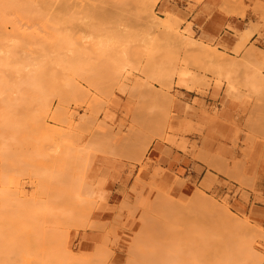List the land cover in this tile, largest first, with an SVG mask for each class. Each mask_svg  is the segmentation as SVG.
<instances>
[{
  "label": "rangeland",
  "instance_id": "obj_1",
  "mask_svg": "<svg viewBox=\"0 0 264 264\" xmlns=\"http://www.w3.org/2000/svg\"><path fill=\"white\" fill-rule=\"evenodd\" d=\"M1 1L5 2L2 12L6 23L4 29L1 27L4 35H0L13 38L10 42L0 37V43L7 41L13 48L26 38L13 48V61L7 66L11 68L1 70L10 78L56 80L61 93L49 94L46 103L36 94L39 103H34L35 95L27 92L9 93L2 96L7 99L4 103L0 100V113L12 114V110L18 123H23L14 134L0 135V145L6 146L5 158L0 159V264H132L136 256L130 254L136 252V244L142 253H136L141 256L136 257L140 258L138 264H158L150 259L156 248L162 251L158 254L170 253L163 254L165 261L161 254L153 255L157 254L162 264H214L219 262L215 258L220 259L218 264H236L238 259L241 264H264V85L256 84L260 75L264 80V0H220L221 10L239 17L245 13L252 16L246 17L241 30L226 24L233 32L232 46L219 37H196L194 22L186 19L188 15H178L182 10L177 0H157L154 4L153 0H85L84 4H79L82 0ZM59 1L64 2L58 5ZM186 1L185 13H191L202 0ZM87 2L94 6L89 4L90 8ZM153 17L159 26L152 25ZM160 17L169 19L167 23L172 21L171 26L161 29L164 20ZM160 31H167L168 36ZM188 40L187 47L188 43H183ZM196 42L219 57L216 64L214 57L204 55L208 54L206 49L199 53L198 47L193 48ZM191 44L194 50H189ZM225 62L238 64L228 68ZM182 72L185 76L178 75ZM255 75H259L258 82ZM25 95H29L28 100ZM110 146L111 152H105ZM196 197L200 200L194 201ZM164 199L176 203L175 207L170 201L169 213L161 208ZM187 204H192L188 210L197 204V211H189L191 220L186 218ZM225 205L235 215H227L226 220L220 216ZM209 217L215 223L207 222L206 226L203 219ZM239 218L248 221L243 225L250 224L254 227L249 229L260 232L255 229L257 234H253L248 229L249 236L246 231L240 236L235 230L245 226ZM166 226L174 231L165 230ZM227 240L234 246H228ZM131 241L136 243L134 247ZM238 244L248 258L237 255ZM248 250L259 255L253 257L254 262ZM97 252L103 256L99 258Z\"/></svg>",
  "mask_w": 264,
  "mask_h": 264
},
{
  "label": "bare ground",
  "instance_id": "obj_2",
  "mask_svg": "<svg viewBox=\"0 0 264 264\" xmlns=\"http://www.w3.org/2000/svg\"><path fill=\"white\" fill-rule=\"evenodd\" d=\"M36 1H37V0H36ZM50 1H51V0H50ZM50 1H49V2H50ZM72 1H76V0H72ZM72 1H71V2H72ZM77 1H78V0H77ZM79 1H81V0H79ZM83 1L86 2V1H88V0H86V1H85V0H82V1H81L82 3L79 2V4H84ZM89 1H90V0H89ZM101 1H102V0H101ZM101 1H100V2H101ZM148 1H150V0H148ZM156 1H157V0H153V4H154ZM11 2H12V1H11ZM51 2H52V3H55V2H53V1H51ZM62 2H64V1H62ZM62 2L59 1V4H58V5H60V3H62ZM69 2H70V0H69ZM93 2H95V1H93ZM96 2H97V1H96ZM98 2H99V1H98ZM100 2H99V4H100ZM115 2H116V0H115ZM124 2H125V1H124ZM133 2H134V0H133ZM150 2H151V1H150ZM1 3H2V1L0 2V33L3 34V33H2L3 31L1 32V30H2L1 27L4 29V27H5L4 25H5V23H6V19H5V17H4V13L2 12V9H3V7H5V5H3V4H5V2H3L2 4H1ZM13 3H14V2H13ZM16 3H17V2H16ZM37 3H38V2H37ZM40 3H41V2H40ZM40 3H39V4H40ZM45 3H46V1H45ZM45 3H43V4H45ZM87 3H88V6H90V8H91V5L94 6V5H93L94 3L91 4L92 2H87ZM87 3H86V4H87ZM101 3H103V2H101ZM106 3H107V2H106ZM117 3H118V2H117ZM129 3H130V2H129ZM129 3H128V5H129ZM131 3H132V2H131ZM134 3H135V2H134ZM136 3H137V5H139V4H138V1H136ZM140 3H141V2H140ZM143 3H144V1H143ZM143 3H141L140 6L143 7V5L145 4V3H144V4H143ZM147 3H149V2H147ZM6 4H8V3H6ZM29 4H30V3H29ZM32 4H34V3H32ZM48 4H49V3H48ZM73 4H74V3H73ZM79 4H78V5H79ZM86 4H85L84 6H86ZM89 4H91V5H89ZM99 4H98V5H99ZM109 4H110V3H109ZM112 4H113V2H112ZM142 4H143V5H142ZM40 5H42V3H41ZM51 5H53V4H51ZM116 5H117V4H116ZM137 5H136V6H137ZM9 6H10V4H9ZM32 6H33V5H32ZM36 6H37V5H36ZM69 6H70V4H69ZM95 6H96V5H95ZM109 6H110V5H109ZM131 6H132V4H131ZM145 6L148 7V4L145 5ZM149 6H152V3H151V5H149ZM153 6H154V5H153ZM153 6H152V7H153ZM52 7H53V6H52ZM54 7H55V6H54ZM61 7H62V5H61ZM70 7H71V6H70ZM76 7H77V6H76ZM116 7H117V6H116ZM116 7H115V8H116ZM120 7H121V6H120ZM120 7H119V8H120ZM126 7L128 8V6H125V8H126ZM152 7H149V8L151 9ZM24 8H25V7H24ZM34 8H35V7H34ZM36 8H37V7H36ZM73 8H74V7H73ZM73 8H72V9H73ZM94 8H95V7H94ZM97 8H99V6L96 7L95 9H97ZM101 8H102V6H101ZM101 8H100V9H101ZM110 8H112V6H110ZM115 8H114V11H115ZM133 8H134V7H133ZM140 8H141V7H140ZM140 8H139V9H140ZM6 9H8V8H6ZM6 9H5V10H6ZM48 9H49V8H48ZM69 9H70V8H69ZM72 9H71V10H72ZM75 9H76V8H75ZM75 9H73V10H75ZM77 9H78V10H79V9L81 10V8H77ZM84 9H85V8H84ZM86 9H87L88 11H90V13H91V9H90V10H89L88 8H86ZM86 9H85V10H86ZM116 9H118V8H116ZM121 9H122V8H120V10H121ZM139 9H138V10H139ZM141 9H142V8H141ZM143 9H144V8H143ZM143 9H142V10H143ZM20 10H21V9H20ZM25 10H26V9H25ZM25 10H24V11H25ZM29 10H30V9H29ZM33 10H34V9H33ZM45 10H46V9H45ZM50 10H51V9H50ZM56 10H57V9H56ZM56 10H54V11H56ZM61 10H62V9H61ZM66 10H67V8H66ZM80 10H79V11H80ZM107 10H109V9H107ZM118 10H119V9H118ZM118 10H117V11H118ZM124 10H125V9H124ZM126 10H128V9H126ZM142 10H140V11H141V12H143V11L145 12V11H146V10H143V11H142ZM148 10H149V9H148ZM14 11H15V9H14ZM31 11H32V10H31ZM54 11H53V13H54ZM92 11H93V10H92ZM99 11H100V10H99ZM111 11H112V9H111ZM128 11H130V10H128ZM128 11H127V12H128ZM140 11H139V12H140ZM150 11H152V9H151ZM7 12H8V11H7ZM7 12H6V13H7ZM22 12H23V11H22ZM33 12H34V11H33ZM37 12H38V10H37ZM47 12H48V11H47ZM47 12H46V13H47ZM73 12H74V11H73ZM75 12H77V11H75ZM86 12H87V11H86ZM93 12H94V11H93ZM109 12H110V11H109ZM122 12H123V11H122ZM125 12H126V11H125ZM132 12H133V11H132ZM144 12H143V13H144ZM17 13H19V12H17ZM41 13H42V12H41ZM81 13H84V11L81 12ZM119 13H121V11H120ZM123 13H124V12H123ZM20 14H21V12H20ZM36 14H37V13H36ZM47 15H48V14H47ZM47 15H46V16H47ZM151 15H152V12H151ZM168 16H169V15H168ZM166 17H167V16H166ZM160 18H161V17H160ZM160 18H159V20H158V19H156V20H158V21L160 22ZM168 18H170V16H169ZM162 19H163V18H161V21H162ZM172 19H173V18H172ZM150 20H151V19H150ZM150 20H148V21H150ZM154 20H155V19H154V17H153V19L151 20V22H153L152 25H153V26L155 25V27H156V26L158 25V23L156 24V22H155ZM163 20H164V21L167 20V21H166V22H164V21L160 22V26H161V24L163 23L162 26H161V29H162V27H165V25H167V24H168V25L170 24V26H171V22H172V21L169 22V23H167L169 19H163ZM173 20H174V19H173ZM148 21H147V22H148ZM158 21H157V22H158ZM174 21H175V20H174ZM174 21H173L172 24H173V26L175 27ZM154 22H155V24H154ZM148 24L150 25L151 23L149 22ZM145 25H146V24H145ZM152 25H151V26H152ZM168 25H167V26H168ZM158 26H159V25H158ZM167 26H166V27H167ZM149 27H150V26H149ZM168 27H169V26H168ZM152 28H153V27H152ZM152 28H151L150 30H152ZM147 29H148V28H147ZM154 29H155V28H154ZM156 29H157V28H156ZM168 29H169V28H168ZM168 29L165 28V30H168ZM171 29L173 30V28H171ZM171 29H170V30H171ZM177 29H178V28H177ZM172 30H171V33H172ZM4 31H5V30H4ZM152 31H153V30H152ZM174 31H175V32H174ZM174 31H173V32H174L173 34H176V33H177V32H176L177 30H174ZM149 32H150V31H149ZM163 32H164L165 34H164ZM163 32L160 31L159 33H160V34L162 33V36H163V34H164V37H165V36L167 37L168 35H166V33L168 34L169 30H168V32H167V31H163ZM169 33H170V32H169ZM3 35H4V34H3ZM3 35H0V37H3ZM11 36H12V35H11ZM11 36L7 37V35H6V36H4V37L1 38V39L3 40L5 37H7V38L10 39V42H11V38H13V37H11ZM170 36H171V35H170ZM172 36H173V35H172ZM172 36H171V37H172ZM177 36H178V34H176L175 37H177ZM19 37H20V36H19ZM183 37H184V36H183ZM7 38H6V39H7ZM20 38H21V37H20ZM181 38H182V36H181ZM16 39H17V38H16ZM24 39H26V38H23V40H24ZM169 39H170V38H169ZM173 39H174V37H173ZM17 40H18V39H17ZM23 40L21 41V43L23 42ZM185 40H187V39L185 38ZM14 41H16V40H14ZM18 41H19V40H18ZM173 41H174V40H173ZM179 41H180V40H179ZM179 41L175 40V42H179ZM190 41L192 42L193 40H190ZM16 42H17V41H16ZM16 42H15V43H16ZM19 42H20V41H19ZM19 42H18L17 45L21 44V43H19ZM193 42H194V41H193ZM5 43H7V41H6V42L4 41V43H0V44H4V45H6V49H3L5 46L2 47V45H0V48L2 47V48H1V51H0V52H1L0 54H2V52L4 51V54H3V55H0V95H1L0 97H1V98H2V96H4V95L8 96L9 93H10L9 95H11V93H15V94H16V93H17V94H18V93H20V94H21V93H24V94H27V93H28V94H31V95H33V94H34V95H35V94L38 95L39 97H41V98L43 99V100H42V99H41V100H42L44 103H46V97H47L49 94L57 92L58 95H59V94L61 93V92H60L61 90H60V88L58 87V82H57L56 80H47V79H43V78H42V79H40V78H39V79H35V78H18V79H17V78H10V77H11L10 75L7 76L5 73H3V71L1 70V68H5V67H7L8 65H10V64L12 63V61H13V57H14V56H13V53H14V52H13V48H14V47H15V48L17 47V45H14L13 48H12V47L9 46V43H7L8 45L5 44ZM26 43H27V42H26ZM180 43H182V41H180ZM187 43H188V45H187V47H188V46H189V40H188V42H186V43L184 42L183 44H187ZM197 43H198V44H197ZM11 44H12V43H11ZM11 44H10V45H11ZM28 44H30V43H28ZM183 44H182V45H183ZM192 44H193V43H192ZM192 44H191V48H192ZM195 44H196V45H195ZM22 45H23V44H22ZM197 45H200V46H197ZM7 46H8V48H7ZM184 46H186V45H184ZM193 46H194V47H193L194 49H196L197 47L199 48V49L197 48V50H198L197 52H199V53H202V52L207 48V47H206V48L204 47V49H202L203 46H201V44H199V42L194 43ZM22 47H23V46H22ZM182 47H183V46H182ZM187 47H186L185 49H188ZM195 47H196V48H195ZM15 48H14V49H15ZM23 48H24V47H23ZM191 48H189V50H194L193 48H192V49H191ZM209 49L211 50L212 48H209ZM213 49H214V48H213ZM213 49H212V50H213ZM252 49H253V48H252ZM254 49H255V48H254ZM15 50H16V49H15ZM199 50H200V51H199ZM195 51H196V50H195ZM201 51H202V52H201ZM205 51L208 52V54H204V53H203L205 56H206V55H209L211 52H213V51H211V52L209 53V51H208L207 49H206ZM214 51H215V49H214ZM207 52H206V53H207ZM216 52H218V51H216ZM256 52H257V51H256ZM220 53L222 54V52H220ZM220 53L218 52V54H220ZM14 54H15V53H14ZM203 54H202V55H203ZM253 54H255V53H253ZM210 55H211L212 57H214V61H216V62H215V64H216V63H217V59H219V57H218V58H215V56H213L212 54H210ZM214 55H215V54H214ZM250 55H251V54H250ZM12 56H13V57H12ZM205 56H204V57H205ZM219 56H220V55H219ZM247 56H248V55H247ZM252 56H253V55H252ZM256 56H257V55H256ZM263 56H264V55H262V58H263ZM208 57H209V56H208ZM212 57H211V62L214 63V61H212ZM216 57H217V56H216ZM206 58H207V57H206ZM262 58H261V56H260V59H262ZM229 59H230V58H229ZM256 59H257V58H256ZM221 61H222V60H221ZM229 61H230V60H229ZM219 62H220V61H219ZM226 62H227V61H226ZM226 62H225V63H226ZM234 62H235V61H234ZM234 62H233V63H234ZM255 62H256V61H255ZM258 62H259V61H258ZM258 62H257V63H258ZM220 63H221V65H223L222 62H220ZM220 63H219V66H220ZM227 63H228V62H227ZM227 63H226L225 66H228V68H230V66L233 68V65L235 66V65L238 64L237 62H236L237 64H233V63L231 64V63H229V64H230V66H229V64H227ZM259 63H260V62H259ZM260 64H261V63H260ZM124 66H125V65H124ZM7 68H8V67H7ZM9 68H11V67H9ZM9 68H8V69H9ZM123 68H124V67H123ZM167 68H168V67H167ZM12 69H13V68H12ZM10 70H11V69H10ZM164 70H165V69H164ZM18 71H20V69H16V70L14 69L13 72H18ZM122 71H123V69H122ZM165 72L168 74V72H167L166 70H165ZM165 72L163 71L162 73H163L164 75H167ZM175 73H176V72H175ZM11 74H12V73H11ZM163 74H162V76H163ZM176 74H177V73H176ZM185 74H186V72H182V74H178V75H180V76H185ZM256 74H259V73H257V71H256ZM178 75H177V76H178ZM194 75H195V74H194ZM259 75H260V74H259ZM259 75H255V76H254V78L256 77V78H255L256 82H258V81H259V82L256 83L255 80H254V82H255L256 84H258V85H259V84H260V85H262V84L264 85V80L262 79L261 75H260V76H259ZM6 76H7V77H6ZM9 76H10V77H9ZM258 76L260 77V79L262 80V82L260 81L259 78H258L259 80L257 81V77H258ZM188 77H191V76L189 75ZM200 77H201V76H200ZM200 77L197 76L198 79H200ZM201 78H202V77H201ZM191 79H192V78H191ZM200 80H202V79H200ZM204 80H205V79H204ZM201 82H202V81H201ZM228 82H229V81H228ZM229 83H230V82H229ZM261 83H262V84H261ZM190 84H191V83H190ZM232 85H234V84H232ZM234 86H235V85H234ZM191 87H192V86H191ZM227 89H228V88H227ZM233 89H234V87H233ZM233 91H234V90H233ZM26 92H27V93H26ZM234 92H236V89H235ZM237 93H238V92H237ZM237 93H235V95H236ZM20 94H19V95H20ZM55 94H56V93H55ZM233 94H234V93H233ZM22 95H23V94H22ZM22 95H20V96H22ZM36 95H35V101L33 100L34 103H37V102L39 101L38 98H37L38 101L36 100V97H37ZM231 95H232V93H231ZM28 96H29V95H27V96L25 95V97L27 98V100H28ZM237 96H238V94H237ZM239 96H240V95H239ZM32 97H34V96H32ZM60 97H61V96H60ZM1 98H0V100H1V102H2L3 98H2V99H1ZM29 98H30V97H29ZM4 100H7V99L4 97ZM4 100H3V101H4ZM9 100H10V101H14V100H11V99H9ZM18 100H19V99H18ZM18 100L15 101L17 104L20 103V101L18 102ZM25 100H26V99H25ZM25 100H24V101H25ZM169 100H170V99H169ZM29 101L31 102V100H29ZM5 102H6V101H5ZM21 102H22V101H21ZM26 102H27V101H26ZM169 102H170V101H169ZM2 103H4V102H2ZM38 103H39V102H38ZM40 103L42 104V102H40ZM44 103H43V105H46V104H44ZM43 105H42V106H43ZM11 112H12V114H10V113H8V112H7V113H4V112H1V113H0V135H1V137H2V135H3L5 132H7L9 135H12V134H14L15 131L21 126V124H22V126H23V123H22V122H21V123H18L19 121L14 117L15 115L13 114V111H12V110H11ZM13 115H14V116H13ZM12 116H13L15 119H13ZM29 119H30V117H29ZM22 126H21V127H22ZM1 137H0V138H1ZM103 140H106V139H103ZM99 142H100V141H99ZM99 142H98V144H99ZM92 143H93V145H94V142H92ZM95 144H96V146L99 147V145H98L97 143H95ZM107 144L109 145V143H107ZM1 145L3 146V148H2V149L0 148V149H1V152H0V159L5 158V154H4V153H6V146H4L3 143H2ZM1 145H0V146H1ZM103 145H104V144H103ZM103 145H102V147H104L106 144H105L104 146H103ZM86 146L88 147V145H86ZM91 146H92V145H91ZM91 146H90V147H91ZM100 146H101V145H100ZM4 147H5V149H4ZM92 147H93V146H92ZM94 147H95V146H94ZM105 147H107V146H105ZM100 148H101V147H100ZM109 148L111 149V146L108 147V149L105 148L107 151H105L103 148H101L100 150L102 151V149H103L105 152L108 153V152H111V151L109 150ZM3 149L5 150V152H3ZM94 149H96V148H94ZM98 149H99V148H97V150H98ZM84 150H86V149H84ZM88 150H89V149H88ZM88 150H87V152H88ZM97 150H96V151H97ZM108 150H109V151H108ZM82 152H83V151H82ZM98 152H99V151H98ZM85 153H86V152H85ZM88 153H89V152H88ZM102 153H103V152H102ZM107 153H105V154H107ZM2 154H3L4 157H1ZM80 156H81V155H80ZM82 157H83V156H82ZM90 157H91V155H90ZM2 161H3V160H2ZM86 163H88V162H86ZM90 163H91V162H90ZM0 164H1V162H0ZM80 164H81V163H80ZM87 165H88V164H87ZM83 167H84V166H83ZM87 167H88V166H87ZM85 169H86V168H85ZM85 169H84V170H85ZM80 175L82 176L81 173H80ZM84 175H85V174H84ZM81 178H82V177H81ZM83 179H84V177H83ZM78 180H79V179H78ZM80 180H82V179H80ZM2 182H3V181H2ZM79 183H80V182H79ZM84 183H85V182H84ZM82 184H83V182H82ZM85 186H86V184H84V188H83V190H86V189H87V188L85 189ZM77 187H78V188H77V191H78L79 186H77ZM86 187H88V185H87ZM5 188H6V187H5ZM92 188H93V187H92ZM83 190H82V187H81V192H82ZM88 190H89V189H88ZM88 190H86L87 193L89 192ZM81 192H80V194H81ZM91 192H92V191H91ZM158 192H159V191H158ZM82 193L84 194L85 192L83 191ZM197 193H198V192H197ZM199 193H200V192H199ZM85 194H86V193H85ZM157 194H158V193L156 192L155 195H157ZM201 194H202V193H201ZM87 195H88V194H87ZM194 195H195V194H194ZM197 195H198V194H197ZM75 196H76V195H75ZM75 196H74V193H73V198H74V199H78V198H75ZM159 196H160V194H159ZM202 196H203V195H202ZM202 196H201L200 198H202ZM77 197H78V196H77ZM163 197H164V196H162V198H163ZM165 197H167V196H165ZM203 197H206V196L204 195ZM207 197H209V196H207ZM157 198H158V197H157ZM162 198L159 197V198H158L159 201H160V199H162ZM192 198H193V197H192ZM192 198H191V200H192ZM197 198H198V197L194 198V201H195V199H197ZM170 199H171V198H170ZM174 199H175V198H174ZM198 199H199V198H198ZM207 199H208V198H207ZM162 200H163V199H162ZM168 200H169V198H168ZM191 200L189 199V201H191ZM199 200H200V199H199ZM214 200H215V199H214ZM155 201H156V199H155ZM170 201H171V200H170ZM170 201H169V203H167L168 201H165V199H164V202H166V204H167V205H165V206H164V204H163L164 202L160 203V205L163 206V207H161V206H160V207H161L162 209H163V208H166V209H167V213H169V212H168V211H169L168 208H170V207H169V205H170ZM176 201H177V200H176ZM210 201H212V200H210ZM215 201H216V200H215ZM157 202H158V200H157ZM172 202H173V201H171V203H172ZM206 202H207V201H206ZM216 202H217V201H216ZM155 203H156V202H155ZM190 203H191V202H190ZM195 203H196V202H195ZM199 203H200V202H199ZM199 203H197V204H199ZM204 203H205V201H204ZM157 204H158V203H157ZM157 204H156V205H157ZM162 204H163V205H162ZM172 204H174L175 207H176V203H172ZM172 204H171V205H172ZM177 204H178V203H177ZM180 204H181V203H180ZM183 204H184V203H183ZM197 204H196V206H197ZM202 204H203V203H202ZM220 204H221V203H220ZM92 205H93V204H92ZM156 205H155V208H157ZM174 205H172V206H173V208L175 209ZM190 205H192V204H190ZM190 205L187 204V205H186L187 208L185 207V209L188 210V206L190 207ZM166 206H168V207H166ZM178 206H179V205H178ZM181 206H182V205H181ZM196 206H194V208H196ZM199 206H201V205H199ZM203 206H204V205H203ZM203 206H202V207H203ZM205 206H207V205L205 204ZM222 206H223V205H222ZM208 207H210V204L208 205ZM171 208H172V207H171ZM171 208H170V209H171ZM183 208H184V207H183ZM194 208H191V209H189L188 211H186V210H185V211L188 212L187 214L190 216L189 213H190V212H193L192 210H193ZM198 208H199V207H198ZM204 208L206 209L207 207H204ZM222 208H223L222 211L224 212V215H220V214H219V215H220L221 217H222V216H225V220H226V218H227V217H226L227 215H228V216H231V217H234V216H235L234 214H232V213L230 212V210L226 207V205H225V207H222ZM207 209H208V208H207ZM215 209H216V207H215ZM155 210H156V209H155ZM179 210L182 212L181 209H179ZM179 210H178V211H179ZM197 210H198V209L196 208L195 211H197ZM203 210H204V209H203ZM203 210H202V211H203ZM212 210H213V206H211V209L209 210L210 213L212 212V214H213L214 211H212ZM90 211H91V207H89L88 212H90ZM161 211H162V210H161ZM163 211H164V210H163ZM183 211H184V210H183ZM189 211H190V212H189ZM195 211H194V213H195ZM199 211H200V208H199ZM205 211H207L206 213H209L208 210H205ZM219 211H220V210H219ZM219 211H217V212H219ZM172 212H173V209H172L171 213H172ZM164 213H165V211H164ZM173 213H174V212H173ZM176 213H177V212H176ZM198 213H199V212H198ZM200 213H201V212H200ZM214 213H215V212H214ZM219 213H221V211H220ZM162 214H163V213H162ZM162 214L160 215L161 217H162ZM165 214H166V213H165ZM165 214H164V215H165ZM174 214H175V213H174ZM174 214H173V215H174ZM178 214H179V216H180V213H178ZM181 214H182V213H181ZM212 214H210V215H212ZM166 215H167V214H166ZM166 215H165V216H166ZM195 215H196V213H195ZM198 215H199V214H197V217H198ZM210 215H209V216H210ZM219 215H217V216H219ZM83 216H85V218H87V217H86V216H87L86 213H85ZM175 216H176V214L174 215V217H175ZM189 216H186V218L188 217V218L191 220L192 217H191V216L189 217ZM200 216L202 217V215H199V217H200ZM204 216H206V215H204ZM207 216H208V215H207ZM212 216H213V215H212ZM215 216H216V215H215ZM215 216H213V217H215ZM220 216H219V217H220ZM180 217H182V215H181ZM213 217H212V218H213ZM169 218L171 219L172 216H170ZM176 218H178V217H176ZM194 218L197 220L196 217H194ZM203 218L205 219V218H207V217H203ZM210 218H211V217H209L207 221L203 219V221H205L204 223H206V224H205L206 226H208V225H207V222H209V223L212 224V223L214 222V220H215V219L213 218V220L211 219V221H213V222H210V221H209ZM215 218H216V217H215ZM223 218H224V217H223ZM164 219H165V218H164ZM174 219H175V218H174ZM174 219H173V220H174ZM179 219L181 220L182 218H179ZM179 219L176 220V221H180ZM192 219H193V218H192ZM221 219H222V218H221ZM221 219H220V220H221ZM239 219H240V220H243L242 223H240V224L243 225V222H244V224L248 225V221H247L246 219H242V218H239ZM239 219H238V220H239ZM216 220L220 221L219 219H216ZM227 220H230V219H227ZM231 220H232V221H231V223H232V222H234V221L237 220V219L235 218V220H234V219H231ZM233 220H234V221H233ZM79 221H80V220H79ZM163 221H164V220H163ZM199 221H200V220H199ZM218 221H217V223L219 224ZM81 222H82V221H81ZM174 222H175V221H174ZM180 222H181V221H180ZM193 222H194V221H193ZM200 222H202V220H201ZM200 222H199V223H200ZM220 222H222V221H220ZM225 222H226V221H225ZM225 222H222V223L225 224ZM160 223H161V222H160ZM166 223H167V222H166ZM186 223H187V222H186ZM197 223H198V222H197ZM202 223H203V222H202ZM204 223H203V225H204ZM214 223H215V222H214ZM222 223H221V224H222ZM78 224H80V222H79ZM84 224H85V223L83 222V226H84ZM187 224H188V223H187ZM234 224L236 225V223H234ZM238 224H239V223H237V225H238ZM170 225H171V224H170ZM203 225H202V226H203ZM216 225H217V224H216ZM222 225H223V224H222ZM228 225H229V222H228ZM232 225H233V223H232ZM235 225H233V226H235ZM75 226H77V224H76ZM80 226H82V223H81ZM161 226H162V225H161ZM161 226H160V227H161ZM214 226H215V224H214ZM218 226H219V225H218ZM220 226H221V225H220ZM220 226H219V227H220ZM233 226H232V227H233ZM239 226H241V225H239ZM243 226H245V225H243ZM249 226H250V227H254V226H251L250 224H249ZM167 227H169V226H166V229H165V230L168 229ZM212 227H213V226H212ZM250 227L245 226V227H244L245 229H239L240 231L238 230V228H236L237 230H235L234 228H233V229H234L236 232L238 231L239 234L241 233V231H243L244 233H245V231H246V234H248L247 231H248V229H249ZM81 228H84V227H81ZM197 228H199V227H197ZM206 228H207V227H206ZM221 228H222V226H221ZM221 228H220V229H221ZM241 228H242V226H241ZM246 228H247V230H246ZM259 228H260V227H259ZM199 229H200V228H199ZM201 229H202V228H201ZM201 229H200V230H201ZM225 229H226V228H225ZM229 229H231L230 225H229ZM251 229L253 230V232H252L253 234H257L256 230H257L258 228H257V229H256V228H254V229L251 228ZM251 229H249V230H251ZM255 229H256V230H255ZM156 230H157V229H156ZM195 230H196V229H195ZM206 230H207V229H206ZM234 230H233V231H234ZM159 231H160V230H159ZM159 231H157V232H159ZM162 231H163V230H162ZM167 231H169V230H167ZM167 231H166V232H167ZM170 231H172V230H170ZM170 231H169V232H170ZM173 231H174V230H173ZM173 231H172V232H173ZM216 231H217V230H216ZM220 231H222V230H220ZM235 231H234V232H235ZM254 231H255V233H254ZM257 231L260 232V229L257 230ZM140 232H141V231H140ZM191 232H194V231H192V229H191ZM222 232H224V230H223ZM249 232H250V231H249ZM136 233L139 234V232H136ZM160 233H161V232H160ZM194 233H195V232H194ZM196 233H197V232H196ZM208 233H209V231H208ZM210 233H211V232H210ZM213 233H214V232H213ZM213 233H212V234H213ZM232 233H233V232H232ZM250 233H251V232H250ZM252 233L250 234V236L253 238V236L255 237V235L252 236ZM75 234H76V233H75ZM138 234H136V236H137V238H138V241H137V242L139 243L140 240H141L142 238L140 237V234H139V235H138ZM173 234H174V233H173ZM173 234H171V238L174 237V236L172 237ZM212 234H210V235H212ZM223 234H224V233H223ZM227 234H228V233L226 232V235H227ZM236 234H237V233H236ZM236 234H233V237L237 238V237L235 236ZM141 235H142V234H141ZM165 235H166V233H165ZM165 235H164V236H165ZM197 235H198V234H197ZM213 235H214V234H213ZM215 235H216V234H215ZM230 235H231V233L229 234V236H230ZM104 236H105V235H104ZM136 236H134V237H136ZM216 236H218V235H216ZM220 236H221V235H220ZM229 236H227V238H228ZM240 236H241V234H240ZM244 236L246 237L245 234H244ZM248 236H249V234H248ZM248 236H247V237H248ZM139 237H140L141 239H139ZM201 237H202V236H201ZM209 237H210V236H209ZM211 237H212V236H211ZM213 237H214V236H213ZM259 237H260V236H259ZM157 238H158V237H157ZM171 238H170V239H171ZM203 238H204V237H203ZM207 238H208V237H207ZM219 238H220V237H219ZM221 238H222V237H221ZM223 238H224V241H225L226 237H223ZM229 238H230V237H229ZM104 239H107V238H104ZM162 239H163V238H162ZM170 239H169V240H170ZM204 239H205V238H204ZM233 239H234V238H233ZM233 239H232V241H233ZM238 239H239V238H238ZM246 239H250V237H249V238H246ZM157 240H158V239H157ZM228 240H230V239H228ZM228 240H227V244L230 243L228 246L233 247V246H234V243H233V242H228ZM240 240H241V241L243 240L242 237L240 238ZM240 240H239V241H240ZM244 240H245V239H244ZM252 240H253V239H252ZM103 241H104V240H103ZM152 241H153V240H152ZM158 241H161V240H158ZM222 241H223V240H222ZM237 241H238V240H237ZM237 241H236V243H237ZM245 241H246V240H245ZM245 241H243L244 244H247V243L249 244V242H246V243H245ZM248 241H249V240H248ZM62 242H63V241H62ZM62 242H61V243H62ZM64 242H65V241H64ZM64 242H63V243H64ZM132 242H133V241H131L130 244L132 245V247H134V245H135L136 243H135V242L132 243ZM141 242H142V240H141ZM141 242H140V243H141ZM153 242H154V241H153ZM162 242H163V241H162ZM204 242H205V240H204ZM105 243H107V242H105ZM172 243H173V242H172ZM220 243H221V242H220ZM225 243H226V241H225ZM240 243H241L240 245L243 247L244 245H242V242H240ZM64 244H65V243H64ZM101 244H102V243H101ZM103 244H104V242H103ZM128 244H129V243H128ZM133 244H134V245H133ZM154 244H155V243H154ZM160 244H161V242H160ZM173 244H174V243H173ZM211 244H212V243H211ZM221 244H222V243H221ZM227 244H225V246H226ZM232 244H233V246H232ZM62 245H63V244H62ZM131 245H129V247H130ZM139 245H140V244H138V246H139ZM238 245H239V244H238ZM240 245L238 246L239 249L235 246V247H236L235 250H238L239 253H237V251H236V252L234 251V252L237 253L238 256H239V254H240V256H243V255L241 254V251H240V248H241ZM249 245H250V244H249ZM101 246H103V245H101ZM104 246H105V245H104ZM136 246H137V244H136L135 247H134V248H136V252H133V250L135 251V249H134V248L132 249V247H130V248L132 249V252L134 253V254L132 253V255L130 254V256H132V257H133V255L136 256V257H138L139 255H142V253L137 249ZM228 246H227L226 248H228ZM247 246H248V245H247ZM63 247L65 248V251H66V246H63ZM63 247H62V248H63ZM140 247H141V246H140ZM140 247H139V249H141ZM168 247H169V246H168ZM218 247H220V246H218ZM221 247H222V246H221ZM223 247H224V246H223ZM249 247H251V246H249ZM64 248H63V249H64ZM243 248H244V247H243ZM243 248H241V249H243ZM63 249H62V251H64ZM96 249H97V248H96ZM98 249H99V248H98ZM156 249H157V248H156ZM156 249H155L156 252H154V254L157 253V252H160V251H161L160 249H157V250H156ZM167 249H168V248H167ZM167 249H166V251H167ZM228 249H230V248H228ZM232 249H233V248H231V251H232ZM248 249H250V248H248ZM100 250H101V249H99V251H100ZM128 250H129V249H128ZM137 250H138V251H137ZM150 250H151V249H150ZM158 250H159V251H158ZM169 250H170V248H169ZM251 250H253V248H252ZM95 251H96V250H95ZM130 251H131V250H130ZM147 251H148V250H147ZM152 251H153V250H152ZM152 251H151V252H152ZM218 251H220V248L218 249ZM222 251H223V250H222ZM246 251H247V249L245 250V252H246ZM249 251H250V250H248V254H250V256H251L253 251H252L251 253H249ZM105 252H106V251H105ZM126 252H127V251H126ZM137 252H138L139 255L136 254ZM139 252H140L141 254H140ZM161 252H162V251H161ZM163 252H164V251H163ZM168 252H169V251H168ZM168 252H165V253L167 254ZM225 252H226V251H225ZM225 252H224V253H225ZM66 253H67V252H66ZM69 253H70V252H69ZM69 253H67V254H69ZM93 253H94V252H93ZM93 253L91 252L92 255H93ZM149 253H150V251H149ZM149 253L147 254L148 257L145 256V259H146V258H147V259L149 258ZM152 253H153V252H152ZM165 253H163V254H165ZM219 253H220V252H219ZM224 253H223V255L226 254V253H225V254H224ZM228 253H229V252H228ZM255 253L257 254V252H255ZM255 253L250 257V258H252V262L255 261V260L253 259V257L256 259L255 256H259V255H256ZM97 254H98V252H97ZM100 254H101V253H99L98 256H99ZM145 254H146V253H145ZM154 254H153V255H154ZM157 254H158V253H157ZM157 254H156V255H157ZM160 254H161V253H160ZM160 254H158V255H160ZM163 254L160 255V257H162V259H164L163 257L165 256V255H163ZM168 254H170V253H168ZM168 254H167V256H168ZM221 254H222V253H221ZM221 254H220V255H221ZM71 255H72V254H70V256H71ZM94 255H95V254H94ZM127 255H129V254H127ZM153 255H150V256H151L150 259H151V258H153V259L155 258L156 260L154 259V261H153V259H152L151 262L158 263V264H159V263L162 264V263L165 261V259H164V261H162V263H161V262H159V261L157 260V258H156V257L159 258V256H156V255L153 256ZM223 255H222V257H220L221 259L223 258ZM227 255L229 256L230 254H226V256H227ZM237 255H236V256H237ZM102 256H103V255H102ZM102 256L100 255L99 258L102 257ZM167 256H166V257H167ZM181 256H182V255H181ZM218 256H219V255H218ZM218 256H217V257H218ZM226 256H224V258H225V259H224V262L227 260V259H226ZM228 256H227V257H228ZM230 256H231V255H230ZM248 256H249V255H248ZM248 256L246 257V254H245V256H243V257L248 258ZM136 257H133L132 259L136 260V262H137V261H139L140 258L137 260ZM139 257H141V256H139ZM166 257H165V258H166ZM198 257H199V256H198ZM207 257H208V255H207ZM95 258H96V257H95ZM97 258H98V257H97ZM128 258L131 259V257H128ZM170 258H171V257H170ZM191 258H192V257H191ZM195 258H196V257H195ZM203 258H204V257H203ZM228 258H230V257H228ZM239 258H240V257H239ZM250 258H249V263H250ZM257 258H258V257H257ZM259 258H260V257H259ZM259 258H258V260H259ZM69 259H70V258H69ZM72 259L75 260V257L73 258V255H72ZM78 259H79V258H78ZM132 259H131V262L133 261ZM159 259H161V258H159ZM162 259H161V260H162ZM168 259H169V257H168ZM168 259H167V260H168ZM201 259H202V258H201ZM215 259H216V261H219L218 263H221V262H220V259H218V260H217V258H215ZM236 259H237V258H236ZM241 259L244 261V258H241ZM70 260H71V259H70ZM80 260H81V259H80ZM171 260H172V259H171ZM191 260H192V259H191ZM204 260H205V259H204ZM210 260H211V259H210ZM229 260H230V259H229ZM233 260H234V259H233ZM253 260H254V261H253ZM129 261H130V260H129ZM155 261H158V262H155ZM169 261H170V259L168 260V262H169ZM182 261H183V258H182ZM195 261H197V260H194L193 262L195 263ZM79 262H80V261H79ZM136 262L134 261V263H136ZM147 262H150V261H147ZM151 262H150V263H151ZM180 262H181V261H180ZM210 262H211V261H210ZM226 262H228V261H226ZM226 262H225L224 264H229V262H228V263H226ZM238 262H239V259H238ZM238 262H237V263H238ZM245 262H246V261H245ZM257 262H259V261H257ZM73 263H74V261L71 262V264H73ZM85 263H86V262H85ZM85 263H83V264H85ZM134 263H132V264H134ZM176 263H177V262H176ZM198 263H199V261H198ZM207 263H208V262H207ZM215 263H216V262H215ZM215 263H214V264H215ZM218 263H216V264H218ZM232 263H233V262H232ZM232 263L230 262V264H232ZM237 263H236V264H237ZM75 264H79V263H76V262H75ZM80 264H81V262H80ZM136 264H138V263H136ZM169 264H170V262H169ZM196 264H197V262H196ZM199 264H201V263H199ZM234 264H235V263H234ZM238 264H241V263H238ZM242 264H244V262H243ZM252 264H253V263H252Z\"/></svg>",
  "mask_w": 264,
  "mask_h": 264
},
{
  "label": "crops",
  "instance_id": "obj_3",
  "mask_svg": "<svg viewBox=\"0 0 264 264\" xmlns=\"http://www.w3.org/2000/svg\"><path fill=\"white\" fill-rule=\"evenodd\" d=\"M162 1V0H160ZM173 4L172 1L169 2ZM177 7L182 10L178 15L186 16V19L194 22L196 37L203 40H210L213 38H221V42L227 46L234 44L233 32L226 28V24H231L233 27L242 29V26L247 23L246 17L249 13H245L244 17H239L235 13H227L220 9V0H202L196 7L192 9L191 13H185L187 7L186 0L175 1ZM249 17H252L251 15ZM254 18V17H253Z\"/></svg>",
  "mask_w": 264,
  "mask_h": 264
}]
</instances>
